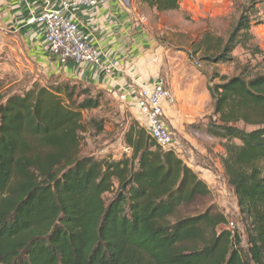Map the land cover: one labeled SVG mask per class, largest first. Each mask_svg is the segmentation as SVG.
I'll return each instance as SVG.
<instances>
[{"label":"trees","instance_id":"trees-1","mask_svg":"<svg viewBox=\"0 0 264 264\" xmlns=\"http://www.w3.org/2000/svg\"><path fill=\"white\" fill-rule=\"evenodd\" d=\"M138 2L179 8V0ZM245 12L226 39L205 33L194 49L205 52L202 61L227 63L235 48L248 49L250 27L262 22ZM206 87L212 111L189 128L223 150L220 176L249 221L245 247L212 205L174 217L210 187L137 121L123 134L121 157L80 156L81 133L104 130L103 119L85 121L83 112L98 108L106 90L50 79L0 92V264H264V70L213 72Z\"/></svg>","mask_w":264,"mask_h":264},{"label":"rangeland","instance_id":"rangeland-1","mask_svg":"<svg viewBox=\"0 0 264 264\" xmlns=\"http://www.w3.org/2000/svg\"><path fill=\"white\" fill-rule=\"evenodd\" d=\"M131 1L135 6H142L141 13L148 16L149 30L152 31L153 40L165 50L170 49L168 59L171 62L161 66L160 75L164 78V71L181 70L186 75L201 77L208 83L213 72L230 76L238 74L245 65L251 72L264 70L262 55L252 53L253 48L257 46L264 55V0H179L177 10L164 12H158L155 8H150L138 0ZM245 10H249L253 21L262 22L250 27L253 38L248 43V49L235 48L232 52L234 59L227 63L208 64L202 61L201 58L205 52L203 50L195 52L194 49L205 33L212 37L220 36L226 39L237 19L242 14H247ZM34 68L29 64L21 42L14 40L9 33H0V92L21 91L35 84L46 85L48 80L39 81L40 76ZM57 81L65 80L59 77ZM217 81L218 79L214 80V82ZM211 108L212 102L207 103L205 112ZM83 116L85 121L90 118L103 119L104 130L99 134H95L92 129L81 133L80 156L102 157L110 154L119 158L127 152L123 143V134L131 122L135 120L147 129L146 120L140 113H138V120L135 119L128 106H122L120 100L107 91L103 93L100 106L84 111ZM206 122L207 120H202V124ZM187 130L199 141V149L190 145L182 132L172 128L175 151L190 165L196 164L209 168L219 176L208 183L209 195L198 198L189 205H182L174 217L200 213L212 205L215 211L222 212L227 217L228 223L223 227L237 231L242 238V246L245 247V228L249 221L239 216L232 191L217 172L216 165L223 150L216 139L206 136L199 129L190 127ZM229 222H233V228Z\"/></svg>","mask_w":264,"mask_h":264},{"label":"crops","instance_id":"crops-1","mask_svg":"<svg viewBox=\"0 0 264 264\" xmlns=\"http://www.w3.org/2000/svg\"><path fill=\"white\" fill-rule=\"evenodd\" d=\"M57 6L58 0H0V33H9L14 40L21 42L29 64L40 76L39 81L60 77L97 85L120 100L122 106H128L138 120L139 110L134 102L137 92L160 75L162 65L171 62L168 59L170 49L165 50L153 40L149 18L141 13L142 6H135L131 1L130 6L125 7L120 0H108L106 4L81 6L74 10L73 20L99 52L98 66L57 62L45 48L42 26L27 23L29 18ZM164 75L167 88L175 99L173 105L164 104V121L171 129L182 132L190 145L199 149V141L187 128L205 120L203 118L212 111L211 108L205 112L207 103H211L207 82L181 70L164 71ZM120 96L124 98L120 99ZM190 166L207 183L219 176L209 168L196 164ZM216 167L220 174L219 162Z\"/></svg>","mask_w":264,"mask_h":264},{"label":"built area","instance_id":"built-area-1","mask_svg":"<svg viewBox=\"0 0 264 264\" xmlns=\"http://www.w3.org/2000/svg\"><path fill=\"white\" fill-rule=\"evenodd\" d=\"M108 0H58V6L47 8L38 16L27 20L43 28L47 52L61 64H100L98 50L73 20L72 13L81 6L106 4ZM129 7L131 0H120ZM124 96H120L123 99ZM139 113L145 118L147 130L154 142L162 149L173 148L174 133L164 121V104L173 105L174 98L162 75L155 77L150 85L143 86L134 98ZM128 150V148H125ZM233 228V222H229Z\"/></svg>","mask_w":264,"mask_h":264}]
</instances>
